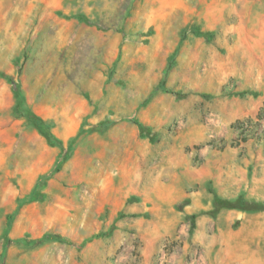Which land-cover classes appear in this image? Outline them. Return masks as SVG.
Segmentation results:
<instances>
[{
    "label": "rangeland",
    "instance_id": "1",
    "mask_svg": "<svg viewBox=\"0 0 264 264\" xmlns=\"http://www.w3.org/2000/svg\"><path fill=\"white\" fill-rule=\"evenodd\" d=\"M215 198L264 204V0H0V264H264Z\"/></svg>",
    "mask_w": 264,
    "mask_h": 264
},
{
    "label": "trees",
    "instance_id": "2",
    "mask_svg": "<svg viewBox=\"0 0 264 264\" xmlns=\"http://www.w3.org/2000/svg\"><path fill=\"white\" fill-rule=\"evenodd\" d=\"M12 90L18 101L20 102V105H23V96L19 90V87L17 84L13 81H11ZM27 119L39 130L41 135L47 140V142L50 145H60V143L50 134L47 127L43 123V121L36 116H34L32 113L25 114ZM34 197V192L29 197V200H32ZM221 209H239V210H246V211H264V204L258 203V202H246L245 200H242L240 198L234 200V201H228L223 200L220 198H215L214 200V212L218 213ZM10 219V218H8ZM46 240H52V241H61L59 238H53L49 236H44L39 241H46ZM6 246H4L5 250ZM3 250V251H4ZM2 257V256H1Z\"/></svg>",
    "mask_w": 264,
    "mask_h": 264
}]
</instances>
